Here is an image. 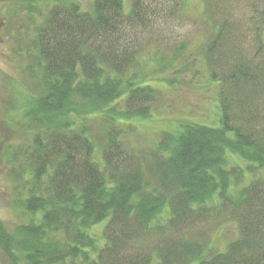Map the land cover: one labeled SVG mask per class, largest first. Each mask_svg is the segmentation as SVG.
Returning a JSON list of instances; mask_svg holds the SVG:
<instances>
[{
    "label": "trees",
    "instance_id": "1",
    "mask_svg": "<svg viewBox=\"0 0 264 264\" xmlns=\"http://www.w3.org/2000/svg\"><path fill=\"white\" fill-rule=\"evenodd\" d=\"M215 1L202 0L212 29L203 55L223 84L220 125L188 123L146 151L126 121L144 115L139 103L156 94L136 75L141 49L129 34L136 37L152 2L92 0L85 10L73 0H27L31 8L53 3L28 37L41 92L30 113L32 141L20 151L21 205L33 218L12 234L0 222L8 264H264V124L255 127L264 102L255 68L214 69L230 38L208 17ZM201 222L234 225L237 235L212 251L208 235L185 236Z\"/></svg>",
    "mask_w": 264,
    "mask_h": 264
},
{
    "label": "rangeland",
    "instance_id": "2",
    "mask_svg": "<svg viewBox=\"0 0 264 264\" xmlns=\"http://www.w3.org/2000/svg\"><path fill=\"white\" fill-rule=\"evenodd\" d=\"M73 1L85 10L92 7V0ZM145 1L152 2V6L145 13L143 26L135 32V38L133 33L129 35L141 49L138 58L141 72L136 71V75L141 83L153 88L156 96L139 103L142 110L148 107L146 112L141 110L144 115L123 121L134 125L131 138L136 146L150 151L157 147L165 133L176 134L188 123L218 127L222 111L217 96L223 84L220 79L210 77L204 59L203 48L212 29L205 21L207 11L204 12L202 0ZM52 3L42 2L31 8L27 0H0V222L10 234L32 217L21 205L25 197L22 185L27 177V164L20 157V151L32 141L35 130L29 124L30 113L41 89L34 74L38 69L29 68L35 65L28 37L39 21L40 13L47 12ZM129 3L125 0L126 6ZM30 13L35 14V18ZM208 17L216 19L218 25L224 24L227 30L224 32L232 39V45L230 38L221 39L223 47L219 48L220 56L214 69L223 62L227 65L221 68H229V64L233 69L255 68L259 77L258 96L264 102V49L257 54L261 52L260 40L264 41V33L260 39L258 37L264 27V2L215 1L213 13L208 10ZM242 87L237 91L244 92ZM115 106L123 107V100ZM263 124L261 120L255 127ZM161 143V148L166 151L167 146ZM229 156L241 166L246 164L234 154L229 153ZM151 168L154 169L152 163ZM261 172L264 174V167ZM236 233L234 225L217 230L216 222H201L190 223L185 236L192 234L203 240L208 235L214 251L215 244L223 249L224 243L233 239ZM166 242L171 245V237H167ZM145 246L150 247V244ZM0 264H8L1 252Z\"/></svg>",
    "mask_w": 264,
    "mask_h": 264
}]
</instances>
